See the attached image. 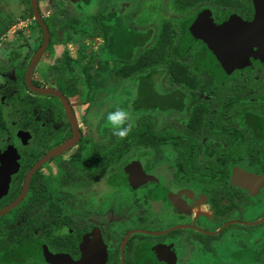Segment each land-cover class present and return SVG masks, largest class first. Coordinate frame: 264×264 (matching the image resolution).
<instances>
[{"label":"flooded vegetation","instance_id":"af4514ba","mask_svg":"<svg viewBox=\"0 0 264 264\" xmlns=\"http://www.w3.org/2000/svg\"><path fill=\"white\" fill-rule=\"evenodd\" d=\"M29 6L37 38L0 42V156L11 155L16 167L0 198V212L10 209L0 217V264H264V59L253 55L221 76L198 70L207 47L193 43L187 52L195 56L175 62L190 64L188 76L213 88L171 85L166 113L182 128H158L166 113L153 118L155 133L170 129L190 150L180 154L173 141L139 147L133 161L143 172H114L113 140L99 136L91 111L98 95L86 99L91 91L79 84L72 92L64 88L69 50L59 26L46 24L50 39L30 80L35 89L61 95L72 119L61 98L28 87L44 42ZM216 6L191 22L202 13L217 28L234 17L255 18L254 0ZM41 16L46 23L49 17ZM34 31L14 25L3 36ZM238 172L255 181L239 185Z\"/></svg>","mask_w":264,"mask_h":264},{"label":"trees","instance_id":"16d2710c","mask_svg":"<svg viewBox=\"0 0 264 264\" xmlns=\"http://www.w3.org/2000/svg\"><path fill=\"white\" fill-rule=\"evenodd\" d=\"M203 1L168 0L163 2L170 8L175 2L178 5V11L174 17H164L156 38L154 37L155 32L150 28L136 29L129 25L127 14L125 15L122 10L125 7L123 2H114L110 7L104 6L102 9H100V4H103L104 0L76 2L73 5L79 9L80 15L79 12L77 18L67 15L62 24L61 27H64L62 41L65 44L77 42L81 46L83 44L88 46L91 42L94 45L91 52L85 50L87 48L80 50V61L76 63L80 64L82 77L75 76L73 66L75 62L71 53L66 51L64 88L72 92L79 84L81 88L91 91L87 92L86 99L92 94L93 97L99 96L98 100L102 103L98 102V104L103 105V99L105 103L114 102V106L106 107L101 111L97 125L99 136L103 140L106 136L113 140L114 172H123L133 160L138 159L139 147H151L152 149L157 148L158 145L169 147V142L173 141V145L179 149L180 154L185 152L187 154L190 150L187 141L175 142L170 129L155 133L154 116L158 113L169 112L171 107L167 97L169 92L159 93L157 89L159 82L153 79L158 74L161 78L167 76L169 88L175 83L192 88L200 86L203 90L213 88L206 81L202 83L200 78H192L193 75L188 76L189 73H193L190 64L175 62V59L171 58L185 55L193 43L201 40L199 28L203 13L189 24L181 44L174 50L180 39L178 24L180 19H190V15ZM212 1L215 5L223 7L233 4L235 0ZM64 8L63 6L60 8V15H66L68 10ZM54 19V16H50L46 24L54 25ZM201 56L204 57L203 63L200 64L198 70H201V67H204L205 71L212 70L206 63V57L203 54ZM117 107L127 111L131 116L128 122L131 128L123 138L113 134L111 125L106 119V115L115 111ZM218 164L219 162L216 161L212 172H217ZM98 169L100 170V167Z\"/></svg>","mask_w":264,"mask_h":264},{"label":"rangeland","instance_id":"374dc122","mask_svg":"<svg viewBox=\"0 0 264 264\" xmlns=\"http://www.w3.org/2000/svg\"><path fill=\"white\" fill-rule=\"evenodd\" d=\"M77 1L78 0H41V2L39 3V6H40V11L42 15L44 17L54 16L55 17L54 25L59 26L60 29L64 31L63 29L64 27H61V26L66 20L67 15L68 16L70 15V17H76V18L78 17V12L80 15L79 9H76L75 6L73 5ZM113 1H117V0H104V3L100 4V9H102L104 6H108V5L110 6L111 2ZM118 1L127 3V6H126L127 11H125V13L127 14V18H128L127 22H129V25L131 27L136 28V29L150 28L155 32L154 33L155 38L157 37L160 31L159 29L164 21V17L165 18L174 17L177 15V11H178V5L175 2L172 3L171 5L172 8H170L169 5H165L163 3V2H167L168 0H161L162 2L160 0H118ZM62 6L68 10L66 11L65 16L59 14L60 8ZM210 8L214 10L217 8V6L215 5V3H213L212 0H204L201 4L198 5L195 12L191 15V17L193 16L192 19L190 20L180 19L178 23L179 29H180L179 30L180 39L177 42V45L175 46L174 50L177 49V47L183 40L186 34V31H187V28L189 27V24L191 23V21L201 11H204ZM28 10H30L28 0H0V37H1L0 42L7 41V42L12 43L13 41H16V39L24 40V36L26 37V39H31V40H34V38L35 39L37 38L36 29L34 27L36 25L31 21L30 16L28 15L29 13ZM178 16L180 17V14H178ZM23 17H25L26 20L24 19V21H22ZM14 25H28L35 31L34 33L29 32L27 35L26 34L21 35L20 38H18L19 36H15L13 33H10L7 36H3L6 33V32L3 33V30L6 29V27L8 26L12 27ZM56 32L57 30H54L53 34L56 35L57 34ZM93 47L94 45L91 44V42L88 46L84 44L81 46L80 43L74 42V43L68 44L67 50H69L73 59L77 60L78 57L81 55L80 50L82 48L83 49L87 48L85 50H87L88 52H91ZM201 48L202 47L199 46L198 49L201 50ZM58 52L59 50L57 49V53ZM188 52L183 56L187 58H191L195 56V54L191 55ZM57 53H56V56L59 55V53L58 55ZM171 58L173 59L175 57L172 56ZM179 58H181V56ZM73 66L75 68V74L76 75L80 74L82 77L83 73H82V70L80 69V64L75 63L73 64ZM153 80L156 82H159V84H157L158 92L161 93L164 91H168L170 89L168 82H167V76H164L163 78H161V75L158 74L154 76ZM98 102H101V101L98 100ZM113 103H111L110 101L105 103V99H103V105L93 104L92 106L93 110L91 111L95 114V117L97 118L101 117V111H103L106 107L112 106ZM158 126H159L158 128L160 129L171 128V127L182 128L180 123L177 122L176 124V117L173 116L171 113L160 114L159 119H158ZM134 127H136L135 123H134ZM166 163L167 161L165 159L162 160L161 162V164H164V166H166ZM227 245L228 244H225V246Z\"/></svg>","mask_w":264,"mask_h":264},{"label":"water","instance_id":"95a60500","mask_svg":"<svg viewBox=\"0 0 264 264\" xmlns=\"http://www.w3.org/2000/svg\"><path fill=\"white\" fill-rule=\"evenodd\" d=\"M255 4V18L252 22L246 23L237 17L232 18L223 27L217 28L212 19L211 14L206 13L200 20V38L206 45V63L210 69H213L221 74L228 75L235 69L248 64L249 59L253 55L261 56L264 59V0H254ZM30 5L35 21L40 25L44 42L42 48L35 55L34 60L29 67V71L26 78L28 87L35 91L37 94H52L56 95L63 102H65L67 111L71 113L68 102L57 93L49 92L47 90L35 89L31 84V74L37 61L44 53L50 34L46 26L44 19L41 16L39 10L38 0H30ZM259 49V53H254L253 49ZM70 116V120H71ZM75 135L76 128L74 127ZM68 146L63 147L59 152L64 151ZM11 155L0 156V198L5 195L8 189L9 176L14 172L15 160L11 159ZM48 158V157H47ZM47 158L42 162L47 161ZM41 162V163H42ZM125 172H143L140 162H131ZM237 183L241 186H249L255 181L253 176L245 175L242 172L236 174ZM264 179H259L263 182ZM246 184V185H243ZM10 209H6L0 212V217L4 215ZM58 258H55V262H59Z\"/></svg>","mask_w":264,"mask_h":264},{"label":"clouds","instance_id":"9594fccd","mask_svg":"<svg viewBox=\"0 0 264 264\" xmlns=\"http://www.w3.org/2000/svg\"><path fill=\"white\" fill-rule=\"evenodd\" d=\"M106 119L111 125L113 134L120 138L125 137L131 128V124L128 123L131 119L130 113L119 107L115 111L109 112Z\"/></svg>","mask_w":264,"mask_h":264}]
</instances>
